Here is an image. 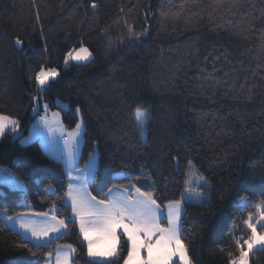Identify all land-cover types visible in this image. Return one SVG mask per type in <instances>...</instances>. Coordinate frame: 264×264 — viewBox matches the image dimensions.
Listing matches in <instances>:
<instances>
[{
  "label": "trees",
  "instance_id": "obj_1",
  "mask_svg": "<svg viewBox=\"0 0 264 264\" xmlns=\"http://www.w3.org/2000/svg\"><path fill=\"white\" fill-rule=\"evenodd\" d=\"M81 47L92 60L66 68ZM42 67L59 72L45 88L35 79ZM137 107L149 113L143 131ZM54 112L66 129L84 122L79 169L98 156L91 196L138 187L162 208L179 201L192 264H230L264 200V0H0V115L19 130L0 139V168L19 182L0 181V213L67 224L37 247L0 221V264H45L65 245L76 249L72 264H103L87 255L62 162L22 142ZM191 166L210 185L205 204L183 199ZM125 239L114 264L127 256ZM249 264H264V249Z\"/></svg>",
  "mask_w": 264,
  "mask_h": 264
},
{
  "label": "snow or ice",
  "instance_id": "obj_2",
  "mask_svg": "<svg viewBox=\"0 0 264 264\" xmlns=\"http://www.w3.org/2000/svg\"><path fill=\"white\" fill-rule=\"evenodd\" d=\"M15 42L17 45L22 43L19 39ZM90 55L86 48L81 47L79 50L68 53L65 57V65L70 59L84 61ZM58 75L55 69L45 70L42 67L35 79L43 87ZM134 118L143 131L149 119L148 111L137 107ZM17 126L16 120L0 115V136L6 134L9 127L14 130ZM76 129V132L70 134V139L65 140L69 160L72 158V145L76 142V137L80 135L81 124H77ZM51 130L49 128L50 132ZM90 159L94 161L95 157H90ZM69 187L72 211L79 221V231L86 242L87 255L93 262L114 264L120 255L119 245L121 236H123L126 238L127 245V256L123 264H177V261L178 264H192L188 248L181 239L179 201L168 205L167 226H164L161 222L163 217L160 213V205L151 192H142L136 187L135 197L113 196L111 195L113 190L109 189L104 199L97 200L86 190H81L83 184L81 188L75 189V192L72 191L71 184ZM255 208V221L252 213H249L248 219L244 221L250 234L246 239H237L236 246L239 249V256L232 259L230 264H249V254L254 249H264V200L257 203ZM51 220L54 223L44 226L30 225L21 221L20 227L29 231L33 239L39 242L48 237L49 233H59L62 229H67L65 220L58 219L56 216H52ZM258 225L261 228L260 231H258ZM36 246L39 247V243ZM29 251L31 252V249ZM75 252L76 249L71 245L58 249L55 264H72ZM32 255L35 256L36 253L32 252ZM52 255L51 252L48 253L49 257ZM14 264H39V261L20 259Z\"/></svg>",
  "mask_w": 264,
  "mask_h": 264
},
{
  "label": "rangeland",
  "instance_id": "obj_3",
  "mask_svg": "<svg viewBox=\"0 0 264 264\" xmlns=\"http://www.w3.org/2000/svg\"><path fill=\"white\" fill-rule=\"evenodd\" d=\"M83 48H86V47H83ZM86 49L91 54L89 49L88 48H86ZM74 51L75 50H73L71 52H74ZM92 58H93V56L91 54L88 57V59L84 60V61H74V60L70 59L68 61V64L65 65V67L67 68V67L71 66L72 64H86V63H89L92 60ZM58 74H59V72H58ZM58 77H59V75L54 80H56ZM54 80H50L49 83L47 85L43 86L42 88H45ZM78 124H81L80 135L78 137H76V142L72 145L73 152H72L71 160H69L67 157V150L65 148V140L70 139V134L76 132L77 129L76 128H74L73 130L66 129V127L63 124L60 112H54L51 114H46V115L36 119L34 121V123L32 124L30 130H29V134L23 138L22 142L24 144H29L31 142L39 140L42 148L45 151V153L47 152L46 153L47 155L53 154V156H51V157H56L57 159H60V160H61L62 155H66V158H65L66 167L69 168L71 165V167L72 166L78 167V169H79V160H80L82 146H83V133H84V122L81 119V117H80V121ZM9 128H11V127H9ZM49 128L52 129L51 132L49 131ZM15 131L19 133L18 128ZM2 137H3V135L0 136V139ZM74 151L77 152V154H78L77 162H75L73 160ZM93 156L95 157V160L93 161L89 158L86 165L83 168H80L79 170H83L82 172H86L88 170L95 172V168L97 167V164H98L97 153H94L91 155V157H93ZM56 158H54V159H56ZM93 164H94V166H93ZM14 178H15L14 175L8 169L3 168V167L0 168V179H1L2 183L4 182V183H8V185H11L14 183V180H13ZM209 188H210L209 183L196 171V169L193 166H191L190 171H189V175H188L187 188H186V191H185L184 196H183L184 201L196 203V204H205L206 203L205 197H206V194H208ZM197 193H199V195H197ZM130 196H132V195H130ZM132 197H135V196H132ZM173 203H175V202H173ZM168 205H166L164 208L160 207V213H161L163 219L164 218L166 219V223L168 220ZM180 210H181V217H182V211L183 210H182V204L181 203H180ZM73 215H74V213H73ZM163 219H162V221H163ZM254 219H256V218H254ZM180 223H181V221H180ZM181 227H182V223H181ZM259 229H260V227L258 225V230ZM66 246L67 245H65V247L61 246L58 249H63V247L66 248ZM58 249L56 250L55 253H57ZM255 250H258V249H254L253 251H255ZM250 254H249V257H250ZM52 257H53V255L51 257L48 256L45 264H51ZM177 263H178V261H177Z\"/></svg>",
  "mask_w": 264,
  "mask_h": 264
},
{
  "label": "crops",
  "instance_id": "obj_4",
  "mask_svg": "<svg viewBox=\"0 0 264 264\" xmlns=\"http://www.w3.org/2000/svg\"><path fill=\"white\" fill-rule=\"evenodd\" d=\"M17 128H18V126L14 130L11 129V128H9L8 130L15 131ZM37 141L40 143L39 140H37ZM43 151H44V149H43ZM49 156L51 157V156H53V154L49 155ZM52 158H56V157H52ZM65 158H66V155H62L61 160L57 159V158H56V160H59V161L62 162V164H63V166L65 168V171H66V173L68 175L69 182L73 186L72 191L75 192V189L81 188V184H83V188H81V190L82 191L86 190V192L88 194H90L88 187H89V184L91 183V181H92V179H93V177L95 175L97 167L95 168V172L91 171V170H88L86 172H82L83 170H79L78 167H73V166L71 167V165H70L69 168L66 167ZM73 160L75 162H77V160H78V154L75 151H74ZM13 180H14L13 184H11V185H8V183H5V184H7L8 186L17 187V185H19V182L16 180V178H14ZM0 181H1V179H0ZM69 192H70V187H69V190H68V195H67V199L66 200H67V203L72 208V206H71L72 202H71V198L69 196ZM111 195H113V196H122V195H130V194L128 192H126L125 190H123V189H113ZM90 196H91V194H90ZM132 196H136V193H134ZM52 216L53 215L50 214V213H48L47 215H45V214L26 213V214L18 215V216H15V217H11V219H9V217H7L4 213H0V221H2L7 226H9L12 229L16 230L17 232H19L23 237H25L29 241H31V242H33L35 244H37V243L43 244V243H48V242H50L52 240H55V239L63 236L66 233V230L62 229L59 233H49L48 237H46L43 240L37 242V241H35L33 239V237L31 236V233L29 231H25L23 228L20 227V222L24 221V222H26V223H28L30 225L44 226V225H47L49 223H54L51 220ZM73 218L79 224V221L76 219L75 215H73ZM55 261H56V253L52 257L51 264H55Z\"/></svg>",
  "mask_w": 264,
  "mask_h": 264
}]
</instances>
